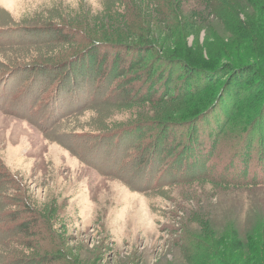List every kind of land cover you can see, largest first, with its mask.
<instances>
[{
  "label": "rangeland",
  "instance_id": "obj_1",
  "mask_svg": "<svg viewBox=\"0 0 264 264\" xmlns=\"http://www.w3.org/2000/svg\"><path fill=\"white\" fill-rule=\"evenodd\" d=\"M207 3L0 0V264H249L264 252V91L252 103L264 58L230 20L206 19ZM135 21L143 40L128 38ZM182 53L202 64L190 79ZM194 128L202 148L190 151Z\"/></svg>",
  "mask_w": 264,
  "mask_h": 264
},
{
  "label": "trees",
  "instance_id": "obj_2",
  "mask_svg": "<svg viewBox=\"0 0 264 264\" xmlns=\"http://www.w3.org/2000/svg\"><path fill=\"white\" fill-rule=\"evenodd\" d=\"M207 8H208V10H207V12H205V18L206 19L207 18L208 19L209 18H213V17L215 18V16H216V17H218L220 19H223L225 21H227V20L229 21L230 20L231 22L229 21V23H233V24H229L230 27L233 29V30L230 29V32L234 31V33H235L234 35L235 36H238V34L242 33L241 35H242V39L243 40L241 41V43H245V45H248L252 50L256 51L254 53H257L258 55L260 53L261 57L264 58V0H208ZM168 14L173 16L172 18H170L171 21H175L176 20L175 13H174L172 5L170 6V11H169ZM244 15H245L246 19L245 20H241V17L244 16ZM191 19H192L191 22L199 21V24L201 25V17H198V18H193L192 17ZM154 21H155L154 22L155 24H158L159 21H161V19L160 20H154ZM204 22H205V19L203 18L202 19V23H204ZM171 24H172V22H171ZM256 27L260 28V30H261V39L260 40H257V38H256V36H257L256 35L257 28ZM252 29H253V31H252ZM144 32L145 31H144V28H143V24L142 23H138L137 21H135V23H134V25L132 27L131 33L128 34V38H132L133 37L136 40H139V39L143 40L144 35H145ZM157 40L160 41L159 38H157ZM161 44L162 45L166 44V40H164L162 37H161ZM234 44H235V42L232 39H230L228 44H226V43L222 44L220 59L226 58L228 61L230 60L228 58L229 55H230V53H229V49L230 48H228V47L232 48V46ZM209 45H210L211 48L215 47L216 46V41L212 40V43L209 44ZM149 47L153 51L154 47H153V45L151 43H149ZM155 48H156V46H155ZM250 48H248V49H250ZM174 51L175 52H173V55H178L177 51L176 50H174ZM181 51H182V49H181ZM155 52H156V50H155ZM181 55L184 56V58H182V59H185L184 60V63H185L184 66L181 65L182 66V70H187L188 71L187 72V74H188L187 77L190 79V77H189L190 72L193 71L195 68L201 66L202 64H201V62L199 60L189 57V55L186 54V53H182ZM251 60H253V57H251ZM132 64L133 63H130L128 65V64H125L123 62V63H121V66L119 67V64L116 65V63H115V65L113 66V71L115 70V72L118 74V76H119V73H120V75L123 78H125L127 76V74L130 72V70H131L130 65H132ZM217 68H219V67H216L213 70L215 71V69H217ZM233 69H234L233 65H231L229 63L226 64L224 66V68H223L224 71H232ZM244 72L245 71L242 72L243 74L241 73L240 78H238V79H241V77L243 75L244 76L248 75L247 72H245V73ZM207 81L214 83V82H216V79L215 78H207ZM207 81L205 80V82H207ZM259 83H262V85L260 84V86H261L260 89H257L255 91V93L253 92V94H255V96L252 97L253 105H255L254 103H257V102L260 101V100H258V92L257 91L258 90L264 91V76L262 74H261ZM207 89H201L199 92L206 93V92H208ZM153 93L155 95H158L156 90H154ZM212 97L213 96L211 95V99L210 98L208 100L205 99L204 100L205 103L204 104L202 103L203 105H200V107L195 111L196 113L193 116H190L189 118H186L183 121L191 122L193 119L197 120L201 116H203V114H205L209 109H211V107H213L215 98L212 99ZM263 104H264V102L263 103H261V102L258 103V106L256 108V112H258L257 115H259V119H260V117L262 115L261 112H262L263 108H262V110H259V109L261 107H264ZM235 108H236V104L234 105V107L232 109H230L228 111L229 116L226 115V113H225V115H224V117L222 119V125L219 126V128H218V130H217V132H216V134H215V136L213 138L214 139L213 143H214V141H216L215 145L219 141V136L221 135L223 129L225 128L224 125L227 124V120L234 116V112L236 110ZM227 117H229V118H227ZM255 121H256V118H255ZM192 126H194L193 122H191L190 127H192ZM193 133H194V135H193L194 136V140H192L191 146L189 145V148H188V150H190V151L192 150V147H196V144L198 146H200L199 140H198L199 137L195 136L196 135V129L195 128H194V132ZM213 134H214V132H213ZM196 140H197V142H196ZM164 147H169V149H172L173 151L175 150V147L174 146H170V144H169V146H168V144H165ZM164 147H163V149L161 148V150H160L161 153L163 152V150L164 151L167 150ZM200 148H202V147L200 146ZM10 216L13 217V214H11ZM27 223H28V221H27ZM43 224H44V222H43ZM19 227H25V224H20ZM250 253H252L251 256H248V258H247V260H248L247 262L249 264H259L257 260H264V256H263L264 252H263V249H261V247H260V249H253V252H250ZM262 264H264V261L262 262Z\"/></svg>",
  "mask_w": 264,
  "mask_h": 264
}]
</instances>
